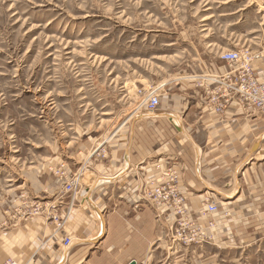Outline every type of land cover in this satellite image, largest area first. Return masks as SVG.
<instances>
[{
    "label": "crops",
    "instance_id": "0c3cea01",
    "mask_svg": "<svg viewBox=\"0 0 264 264\" xmlns=\"http://www.w3.org/2000/svg\"><path fill=\"white\" fill-rule=\"evenodd\" d=\"M204 51L159 82L156 110L128 100V112L108 111L105 133H83L82 143L78 131L79 142L60 143L58 154L79 176L77 188L66 192L54 179L41 186L63 227L46 212L18 218L1 233L0 261L227 264L228 250L256 251L264 243V117L236 97L223 112L214 109V80L230 69L220 57L227 49L213 44ZM254 69L263 79L264 59ZM167 168L176 173L184 214L144 194L167 180ZM211 202L217 211L205 213ZM182 219L198 224L203 236L182 242L175 233Z\"/></svg>",
    "mask_w": 264,
    "mask_h": 264
},
{
    "label": "rangeland",
    "instance_id": "374dc122",
    "mask_svg": "<svg viewBox=\"0 0 264 264\" xmlns=\"http://www.w3.org/2000/svg\"><path fill=\"white\" fill-rule=\"evenodd\" d=\"M213 44L261 49L264 0H0V243L18 218L51 216L41 181L69 180L60 143L105 133L108 111L151 89L160 98L159 82ZM256 247L227 264H264Z\"/></svg>",
    "mask_w": 264,
    "mask_h": 264
},
{
    "label": "built area",
    "instance_id": "2783aa9c",
    "mask_svg": "<svg viewBox=\"0 0 264 264\" xmlns=\"http://www.w3.org/2000/svg\"><path fill=\"white\" fill-rule=\"evenodd\" d=\"M226 61L230 69L215 81L217 83L216 92L211 100L215 102L214 109L221 113L225 110V102L229 98L236 97L245 105L253 107L257 113L264 117V78L259 79L254 69V64L264 59V46L261 49H250L242 47L222 52L220 56ZM146 108L154 111L159 106V97L157 89H151L144 99ZM64 180V190L73 193L78 184V175L64 172L61 173ZM167 178L161 185L148 187L145 195L158 207L172 209L175 213L184 214V201L182 195L177 190V176L174 169L167 168L164 172ZM217 211V205L214 202L205 207V213H214ZM51 218L55 221L57 229H61L65 220L57 214H52ZM211 225V224H210ZM176 236L184 243L196 241L202 237V231H199L196 225L189 220H180L175 230ZM197 237V238H196ZM71 239L65 237L64 246L70 244ZM1 264H28L19 263L13 259H7Z\"/></svg>",
    "mask_w": 264,
    "mask_h": 264
}]
</instances>
